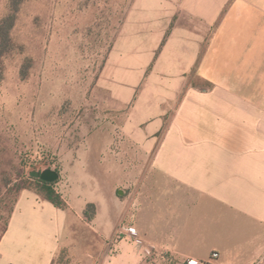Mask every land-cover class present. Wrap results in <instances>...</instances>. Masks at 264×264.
<instances>
[{
	"label": "crops",
	"instance_id": "0c3cea01",
	"mask_svg": "<svg viewBox=\"0 0 264 264\" xmlns=\"http://www.w3.org/2000/svg\"><path fill=\"white\" fill-rule=\"evenodd\" d=\"M137 34L146 46L135 54L147 56L140 90L124 96L136 85L115 81V65L100 80L112 104L129 106L122 219L136 237L113 243L100 264H141L147 245L174 256L156 264L211 262L212 253L216 264H254L264 256V0H134L124 46ZM65 202L60 210L22 191L0 235V264H53L74 247L68 221L84 207ZM98 215L86 228L107 246L121 217L104 238Z\"/></svg>",
	"mask_w": 264,
	"mask_h": 264
},
{
	"label": "rangeland",
	"instance_id": "374dc122",
	"mask_svg": "<svg viewBox=\"0 0 264 264\" xmlns=\"http://www.w3.org/2000/svg\"><path fill=\"white\" fill-rule=\"evenodd\" d=\"M133 4L134 0H0V23L14 15L8 41L0 46V235L20 193L36 194L22 187L44 181L33 173H55L57 178L47 183L75 210H84L81 219L70 216L68 221L74 247L59 252L53 264H100L104 254L116 253L109 248L122 240L118 231L128 223L122 215L123 192L128 195L124 160L129 142L122 131L129 106L112 104L100 80L105 64L115 65V81L136 85L122 89L123 95L134 96L140 90L145 75L140 62L147 56L135 53L146 46L144 35L143 40L137 34L127 46L122 39ZM189 80L198 88L206 86L193 75ZM137 186L132 189L134 206H126L128 216L139 201ZM97 207L104 238L121 217L107 246L86 228ZM142 255L145 264L149 259L144 249Z\"/></svg>",
	"mask_w": 264,
	"mask_h": 264
},
{
	"label": "trees",
	"instance_id": "16d2710c",
	"mask_svg": "<svg viewBox=\"0 0 264 264\" xmlns=\"http://www.w3.org/2000/svg\"><path fill=\"white\" fill-rule=\"evenodd\" d=\"M13 6L16 10L15 5ZM13 24H14V15H8L0 23V46L7 43L8 32L12 28ZM1 54L2 51L0 52V55ZM22 189L34 190V192L38 196H40L43 200L47 201L57 209L65 210L68 208L66 202L62 199V197L57 192H55V190L46 181H38L35 184L28 183L27 185H24ZM88 208L93 209V205L91 204L88 205Z\"/></svg>",
	"mask_w": 264,
	"mask_h": 264
},
{
	"label": "built area",
	"instance_id": "2783aa9c",
	"mask_svg": "<svg viewBox=\"0 0 264 264\" xmlns=\"http://www.w3.org/2000/svg\"><path fill=\"white\" fill-rule=\"evenodd\" d=\"M133 238L136 237V232L129 228L124 227L121 231H118L117 238ZM144 253L147 259H149L145 264H156L157 261H162L164 263L174 262V256L168 251H161L153 246H144ZM217 253L211 254V262H200L195 259L187 258L183 261V264H216L214 261L217 259ZM254 264H264V256L258 259Z\"/></svg>",
	"mask_w": 264,
	"mask_h": 264
},
{
	"label": "water",
	"instance_id": "95a60500",
	"mask_svg": "<svg viewBox=\"0 0 264 264\" xmlns=\"http://www.w3.org/2000/svg\"><path fill=\"white\" fill-rule=\"evenodd\" d=\"M34 176L39 177L40 179L46 181V182H52L57 178V175L55 173H52L50 171H44L42 173H33Z\"/></svg>",
	"mask_w": 264,
	"mask_h": 264
}]
</instances>
